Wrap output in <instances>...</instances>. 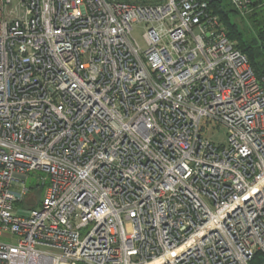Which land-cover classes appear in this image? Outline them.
Wrapping results in <instances>:
<instances>
[{"label": "built area", "instance_id": "2783aa9c", "mask_svg": "<svg viewBox=\"0 0 264 264\" xmlns=\"http://www.w3.org/2000/svg\"><path fill=\"white\" fill-rule=\"evenodd\" d=\"M0 264H264V75L209 1L0 0Z\"/></svg>", "mask_w": 264, "mask_h": 264}, {"label": "trees", "instance_id": "16d2710c", "mask_svg": "<svg viewBox=\"0 0 264 264\" xmlns=\"http://www.w3.org/2000/svg\"><path fill=\"white\" fill-rule=\"evenodd\" d=\"M213 13L223 22L228 38L236 42V47L246 54L256 76L264 75V0H255L248 11L249 23L253 32L246 33L231 21L229 12H236L232 7L226 9L223 0H207ZM228 3V1H227ZM230 5V4H229ZM44 185H33L38 194Z\"/></svg>", "mask_w": 264, "mask_h": 264}, {"label": "rangeland", "instance_id": "374dc122", "mask_svg": "<svg viewBox=\"0 0 264 264\" xmlns=\"http://www.w3.org/2000/svg\"><path fill=\"white\" fill-rule=\"evenodd\" d=\"M228 0H223L226 9L231 8V6L229 5V3H227ZM230 13V19L231 21L235 22L236 25L244 30L246 33L251 34V32H253L252 26L249 23V19H248V12L245 13L244 15H241L237 12H229ZM145 31V28L143 26L142 23H136L133 24L132 29H131V36L136 40V42L140 45L141 48H145V41L143 38V33ZM208 136L210 137V139L212 141H214L215 143L219 144H225L226 142V130L223 126L220 127H216L214 129L209 128V130L207 131ZM45 177V186H43L44 188L38 193V197L39 199H41L44 196V190L46 187V184L48 182V174L46 172H41V171H35L33 173L30 174L28 180H27V185L28 186H33L35 185L37 182L41 183L42 178ZM86 231V229L84 230V232Z\"/></svg>", "mask_w": 264, "mask_h": 264}, {"label": "water", "instance_id": "95a60500", "mask_svg": "<svg viewBox=\"0 0 264 264\" xmlns=\"http://www.w3.org/2000/svg\"><path fill=\"white\" fill-rule=\"evenodd\" d=\"M27 203H28V204H33V201H32L31 199H29V200L27 201Z\"/></svg>", "mask_w": 264, "mask_h": 264}]
</instances>
